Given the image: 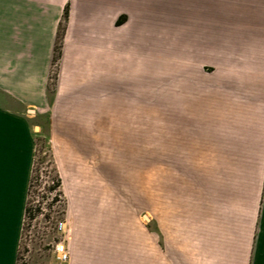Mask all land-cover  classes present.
I'll list each match as a JSON object with an SVG mask.
<instances>
[{
	"label": "rangeland",
	"instance_id": "1",
	"mask_svg": "<svg viewBox=\"0 0 264 264\" xmlns=\"http://www.w3.org/2000/svg\"><path fill=\"white\" fill-rule=\"evenodd\" d=\"M190 5L165 0L157 27L116 49L111 88L61 95L37 118L17 264H55V241L106 219L137 231L141 246L146 218L208 222L243 208L241 222L253 223L264 191V113L240 95L233 105L210 62L188 54ZM209 14L218 27L217 8ZM59 70L57 60L52 83Z\"/></svg>",
	"mask_w": 264,
	"mask_h": 264
},
{
	"label": "crops",
	"instance_id": "2",
	"mask_svg": "<svg viewBox=\"0 0 264 264\" xmlns=\"http://www.w3.org/2000/svg\"><path fill=\"white\" fill-rule=\"evenodd\" d=\"M164 4L0 0V264L18 263L37 118L61 95L111 88L116 49L142 28L157 27ZM210 6L219 11L218 27L210 24ZM188 42V54L210 62L233 105L240 95L264 113V0H191ZM58 45L59 78L52 83ZM242 209L211 214L208 222L146 218L144 246L137 231L110 219L94 229L73 226L67 264H264V191L252 224L241 222Z\"/></svg>",
	"mask_w": 264,
	"mask_h": 264
},
{
	"label": "built area",
	"instance_id": "3",
	"mask_svg": "<svg viewBox=\"0 0 264 264\" xmlns=\"http://www.w3.org/2000/svg\"><path fill=\"white\" fill-rule=\"evenodd\" d=\"M65 224H67L66 221L59 222V227L64 229ZM69 240L70 237L67 234L62 240L54 242L53 253L56 261L55 264H67L69 262L72 255Z\"/></svg>",
	"mask_w": 264,
	"mask_h": 264
},
{
	"label": "trees",
	"instance_id": "4",
	"mask_svg": "<svg viewBox=\"0 0 264 264\" xmlns=\"http://www.w3.org/2000/svg\"><path fill=\"white\" fill-rule=\"evenodd\" d=\"M66 16H68V11L66 12ZM124 20H125L124 17L120 18L119 19V24L122 23ZM60 55H61V47L58 45V46H56V55H55L54 62L57 61V60H59ZM27 211H28V208H27Z\"/></svg>",
	"mask_w": 264,
	"mask_h": 264
},
{
	"label": "water",
	"instance_id": "5",
	"mask_svg": "<svg viewBox=\"0 0 264 264\" xmlns=\"http://www.w3.org/2000/svg\"><path fill=\"white\" fill-rule=\"evenodd\" d=\"M38 128V127H37Z\"/></svg>",
	"mask_w": 264,
	"mask_h": 264
}]
</instances>
